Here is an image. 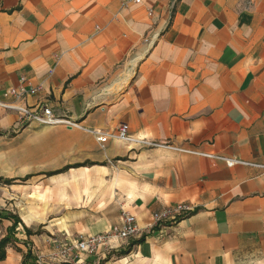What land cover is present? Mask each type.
Masks as SVG:
<instances>
[{"label": "crops", "instance_id": "obj_1", "mask_svg": "<svg viewBox=\"0 0 264 264\" xmlns=\"http://www.w3.org/2000/svg\"><path fill=\"white\" fill-rule=\"evenodd\" d=\"M21 78L41 89L15 102ZM0 103L104 132L126 123L152 143H101L0 105V177L14 180L0 182V213L21 220L0 264L29 249L65 263L55 241L123 212L149 227L142 239L67 263L264 264V0H0ZM178 202L196 209L153 225ZM13 224L1 219L0 239Z\"/></svg>", "mask_w": 264, "mask_h": 264}, {"label": "built area", "instance_id": "obj_2", "mask_svg": "<svg viewBox=\"0 0 264 264\" xmlns=\"http://www.w3.org/2000/svg\"><path fill=\"white\" fill-rule=\"evenodd\" d=\"M130 1V0H129ZM135 3H141L142 0H133ZM165 1V0H161ZM173 5L177 0H169ZM26 78H21L19 87H13L9 90V93L13 96L15 102H21L28 95L36 94L41 87H26ZM1 106L14 109L19 114V119L24 123L37 122L45 125H54L62 123L71 127L83 129L93 134L96 139L104 143L111 138L122 140L127 143L136 144H147L144 139L138 138L130 133L129 125L121 123L116 131L104 132L97 129L87 128L82 126L80 123L74 122L70 119L58 118L53 109L46 105H36L34 107H28L21 104H2ZM176 150L182 151L181 148H175ZM235 161H228V164L232 166ZM196 209V207L188 202H178L174 205L165 207L164 209L155 212L153 214V225L164 228L167 224H175L185 216L190 214ZM149 227H140L137 223L136 216L129 213L123 212L120 217L118 224L113 225L110 229L105 232L82 236L76 241H55L57 244L58 256L63 259L64 262L73 260L74 253L77 251L85 252L89 254L96 253L102 247H110L115 241L123 240H140L145 236V232Z\"/></svg>", "mask_w": 264, "mask_h": 264}, {"label": "trees", "instance_id": "obj_3", "mask_svg": "<svg viewBox=\"0 0 264 264\" xmlns=\"http://www.w3.org/2000/svg\"><path fill=\"white\" fill-rule=\"evenodd\" d=\"M14 180L12 179H5V178H2L0 177V182H3L5 184H10L12 183ZM3 218H6V219H13L14 220V224L11 228V231L4 237H2L0 239V262H2L3 260L6 259V256H7V249L9 246L13 245L15 243V236H14V230L16 229V226L19 222H21L20 218L14 214H6V215H3L2 213H0V221L1 219ZM26 230V233L28 235H32L33 234V231L28 229V228H25ZM19 251H21L19 249ZM23 264H39L37 262V258L33 255L32 251L29 249L26 253H24V256H23ZM62 264H68L67 262L65 263H62Z\"/></svg>", "mask_w": 264, "mask_h": 264}]
</instances>
